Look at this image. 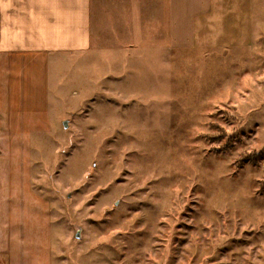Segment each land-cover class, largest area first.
<instances>
[{
    "label": "rangeland",
    "instance_id": "374dc122",
    "mask_svg": "<svg viewBox=\"0 0 264 264\" xmlns=\"http://www.w3.org/2000/svg\"><path fill=\"white\" fill-rule=\"evenodd\" d=\"M164 2L59 57L40 114L0 61V264H264V0H210L170 50Z\"/></svg>",
    "mask_w": 264,
    "mask_h": 264
},
{
    "label": "crops",
    "instance_id": "0c3cea01",
    "mask_svg": "<svg viewBox=\"0 0 264 264\" xmlns=\"http://www.w3.org/2000/svg\"><path fill=\"white\" fill-rule=\"evenodd\" d=\"M140 2L161 5L163 0H127L128 8L110 4L108 9H100L99 0H0V61L11 83V105L28 106L20 107L36 114L46 110L50 74L59 57L89 56L100 49L94 46L97 41H121L126 33L138 41L132 24L141 19L134 9ZM164 5L169 50L193 47L196 23L209 11L210 0H165ZM98 9L107 10L101 16H109V22L99 21ZM18 79L23 83L19 87Z\"/></svg>",
    "mask_w": 264,
    "mask_h": 264
},
{
    "label": "water",
    "instance_id": "95a60500",
    "mask_svg": "<svg viewBox=\"0 0 264 264\" xmlns=\"http://www.w3.org/2000/svg\"><path fill=\"white\" fill-rule=\"evenodd\" d=\"M65 125H66V124H64V126H65ZM75 237H76V238H79V234L77 233Z\"/></svg>",
    "mask_w": 264,
    "mask_h": 264
}]
</instances>
